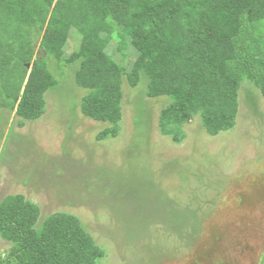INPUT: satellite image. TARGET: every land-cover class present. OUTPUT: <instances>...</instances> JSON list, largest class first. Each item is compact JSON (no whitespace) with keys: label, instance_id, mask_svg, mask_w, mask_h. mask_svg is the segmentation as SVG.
Listing matches in <instances>:
<instances>
[{"label":"rangeland","instance_id":"1","mask_svg":"<svg viewBox=\"0 0 264 264\" xmlns=\"http://www.w3.org/2000/svg\"><path fill=\"white\" fill-rule=\"evenodd\" d=\"M78 45L73 36L64 50ZM78 68L49 60L59 84L45 94L38 120L20 126L14 110L0 109V201L22 194L39 206L40 220L76 216L105 253L98 264H264L258 90L240 89L233 129L212 137L194 117L174 142L158 127L169 100L147 97L145 79L133 87L124 76L119 132L100 140L108 124L82 115L88 92L74 85ZM6 247L0 238V254Z\"/></svg>","mask_w":264,"mask_h":264},{"label":"trees","instance_id":"2","mask_svg":"<svg viewBox=\"0 0 264 264\" xmlns=\"http://www.w3.org/2000/svg\"><path fill=\"white\" fill-rule=\"evenodd\" d=\"M73 36L79 45L67 53ZM114 53L133 60L124 66ZM49 60L79 62L74 85L88 92L80 111L108 124L100 140L119 132L124 76L133 87L145 79L147 97L169 100L159 114L161 135L180 142L182 127L198 117L215 137L234 128L243 86L264 100V0H0V109L14 110L20 126L44 115V96L58 87ZM40 214L22 194L0 201L7 242L0 264L105 257L76 216Z\"/></svg>","mask_w":264,"mask_h":264},{"label":"water","instance_id":"3","mask_svg":"<svg viewBox=\"0 0 264 264\" xmlns=\"http://www.w3.org/2000/svg\"><path fill=\"white\" fill-rule=\"evenodd\" d=\"M43 55H45V53L43 52ZM26 67H29V65L28 64H26Z\"/></svg>","mask_w":264,"mask_h":264}]
</instances>
